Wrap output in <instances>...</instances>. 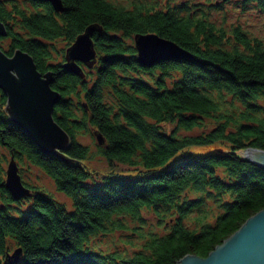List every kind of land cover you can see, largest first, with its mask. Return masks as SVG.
Returning a JSON list of instances; mask_svg holds the SVG:
<instances>
[{
  "label": "trees",
  "instance_id": "trees-1",
  "mask_svg": "<svg viewBox=\"0 0 264 264\" xmlns=\"http://www.w3.org/2000/svg\"><path fill=\"white\" fill-rule=\"evenodd\" d=\"M61 1L63 12L46 0H0V48L52 72L53 116L71 140L60 153L72 160L40 152L0 89V264L207 257L264 209V168L243 155L264 150V0ZM91 25L102 27L96 61L80 63L83 77L65 72L60 57ZM138 34L191 57L141 65ZM12 157L19 172L49 177L71 207L23 180L32 195L14 200ZM101 235L109 239L98 249ZM18 248L22 261L8 262Z\"/></svg>",
  "mask_w": 264,
  "mask_h": 264
},
{
  "label": "water",
  "instance_id": "water-1",
  "mask_svg": "<svg viewBox=\"0 0 264 264\" xmlns=\"http://www.w3.org/2000/svg\"><path fill=\"white\" fill-rule=\"evenodd\" d=\"M46 1L58 12L65 10L61 0ZM101 29L97 25L89 26L69 46L66 62L59 64L65 72L84 76L80 63L91 67L96 61L93 36ZM6 35V26L0 21V37ZM134 41L137 60L144 66H152L164 60L191 57L176 43L156 34H138L134 36ZM52 81V72L48 71L42 76L28 53L16 49L13 56L9 57L0 48V89L7 96L6 114L25 131L40 148V152L71 164L72 160L60 153V150H65L70 145L71 140L53 116L54 105L61 95L52 90ZM97 137L99 143H103L102 137ZM244 158L264 168V150L248 149L244 152ZM7 167L5 187L12 198L19 200L30 196L31 191L23 184L14 157ZM22 254V249L18 248L7 256V261L18 262ZM176 264H264V209L247 219L222 244L216 245L207 257L186 254L182 259L176 260Z\"/></svg>",
  "mask_w": 264,
  "mask_h": 264
},
{
  "label": "rangeland",
  "instance_id": "rangeland-1",
  "mask_svg": "<svg viewBox=\"0 0 264 264\" xmlns=\"http://www.w3.org/2000/svg\"><path fill=\"white\" fill-rule=\"evenodd\" d=\"M249 20L254 22L251 18ZM134 44H135V41H134ZM68 48H66V50L64 51L63 56L60 57V60H59L60 63L61 62H63V63L66 62V54H67V49ZM135 49H136V47H135ZM136 52H137V50H136ZM42 76H44V75L42 74ZM85 142H88L91 146L93 145L92 141L89 138L85 139ZM213 148H215V147H213ZM243 155H244V153H243ZM101 164L102 163L99 162L98 160L95 161V166L99 167V166H101ZM35 171L38 172V170H35ZM19 173L21 174L22 171L20 170ZM21 178H22L23 181H27V182L32 183V184L29 183L32 186H36V185L40 186L41 188L45 189L46 192H48L51 195L55 196V198L57 200L61 201L63 204L67 205L68 207H71V197L68 196L67 194L59 192L56 189V187L54 185V182L49 177L45 176V174H34L32 172H28V171L24 170L23 173L21 174ZM30 190H31V188H30ZM105 239H106V242H107V240L109 239V236H105L104 235V237H103L101 235L100 237L93 239L92 242L94 243L95 247H97L98 249H101V246H103V244L105 243ZM21 261H22V259H20L18 262H21Z\"/></svg>",
  "mask_w": 264,
  "mask_h": 264
}]
</instances>
